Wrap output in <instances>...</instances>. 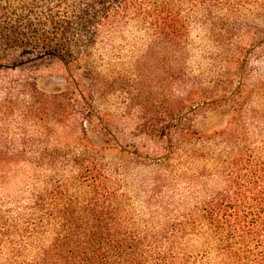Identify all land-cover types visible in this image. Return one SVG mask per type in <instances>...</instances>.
I'll list each match as a JSON object with an SVG mask.
<instances>
[{
  "label": "trees",
  "instance_id": "16d2710c",
  "mask_svg": "<svg viewBox=\"0 0 264 264\" xmlns=\"http://www.w3.org/2000/svg\"><path fill=\"white\" fill-rule=\"evenodd\" d=\"M253 56L264 0H0V264H264V136L235 116L195 127L241 114L226 85ZM52 60L70 82L47 94L35 72ZM155 82L177 100L137 127L161 144L150 157L108 99Z\"/></svg>",
  "mask_w": 264,
  "mask_h": 264
},
{
  "label": "rangeland",
  "instance_id": "374dc122",
  "mask_svg": "<svg viewBox=\"0 0 264 264\" xmlns=\"http://www.w3.org/2000/svg\"><path fill=\"white\" fill-rule=\"evenodd\" d=\"M250 68L244 71L243 82L240 85L238 80L233 83L231 88L226 85V92L239 93L243 105L241 114L238 109L230 108V104L226 109H210L201 112L195 118L196 129L205 135H211L216 132L225 130L232 118H239L245 122L244 126L239 128V133H247L249 136H255L253 146L260 147V137L264 136V57L254 59L252 57ZM129 71V70H128ZM37 83L41 91L47 94L64 92L69 87V74L65 66L56 60L47 61L38 67L35 72ZM227 74V72H226ZM74 76L84 84L89 82V77L84 72H75ZM135 73L129 71L127 81L133 80ZM148 73L143 74V79L149 78ZM227 78V77H226ZM227 80V79H226ZM132 84L128 86H118L115 93L108 99L112 112L117 115L121 126L125 130H129V138L124 141L128 146H136L139 152L152 157L153 152L161 148L160 143H151L145 140V134L138 125L143 123L154 124V121L164 119L162 116L171 108L176 107V88H167L161 86L158 82L154 85ZM176 94V95H175ZM172 96L168 98L167 96ZM237 98V99H238ZM232 102V101H231ZM142 119V121H140ZM139 121L141 123H139ZM131 136H135L131 138ZM136 175L148 178L149 170L140 167L134 172ZM134 198L139 193H134Z\"/></svg>",
  "mask_w": 264,
  "mask_h": 264
}]
</instances>
